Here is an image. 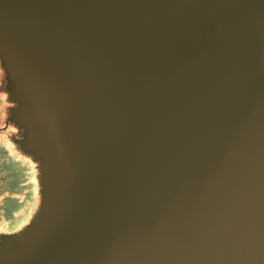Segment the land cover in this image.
<instances>
[{"label": "water", "instance_id": "1", "mask_svg": "<svg viewBox=\"0 0 264 264\" xmlns=\"http://www.w3.org/2000/svg\"><path fill=\"white\" fill-rule=\"evenodd\" d=\"M51 189L0 264H264V0H0Z\"/></svg>", "mask_w": 264, "mask_h": 264}, {"label": "rangeland", "instance_id": "2", "mask_svg": "<svg viewBox=\"0 0 264 264\" xmlns=\"http://www.w3.org/2000/svg\"><path fill=\"white\" fill-rule=\"evenodd\" d=\"M19 95L0 53V243L5 235L30 221L41 198L35 165L21 152H11L7 147L9 139L24 130Z\"/></svg>", "mask_w": 264, "mask_h": 264}, {"label": "bare ground", "instance_id": "3", "mask_svg": "<svg viewBox=\"0 0 264 264\" xmlns=\"http://www.w3.org/2000/svg\"><path fill=\"white\" fill-rule=\"evenodd\" d=\"M23 129H21L20 135L15 139H9L7 142V147L11 152H21V154L28 158L34 165L37 171L36 174V182L39 185V194H40V202L37 207L36 213L31 217L30 221L24 223L23 226L19 227L15 233H12V236L16 238H21L27 235V233L33 228V224L39 219L42 213L46 210L45 197L47 192L51 189V182L48 179V168L46 166L47 161L44 155L43 150L39 145H37L36 141L29 139L28 131L26 125H23ZM33 225V226H32ZM3 248L2 243H0V248ZM1 248V249H2Z\"/></svg>", "mask_w": 264, "mask_h": 264}]
</instances>
